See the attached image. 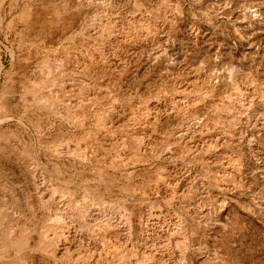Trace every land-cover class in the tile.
<instances>
[{"label":"bare ground","instance_id":"bare-ground-1","mask_svg":"<svg viewBox=\"0 0 264 264\" xmlns=\"http://www.w3.org/2000/svg\"><path fill=\"white\" fill-rule=\"evenodd\" d=\"M73 1L0 0V12L5 4L9 5L11 11L18 10L15 18L21 25L18 30L21 39L41 38L49 47V55L46 56L43 51L47 58L43 62L47 63L41 65L42 70L38 76H34V68L30 65L32 52L16 58L18 60L7 71L0 66V77L3 73L0 122L12 120L8 116L11 106L26 107L29 115L40 110L46 117H57L60 126L68 129L65 135L47 148L50 156L58 160L54 164L56 171L69 169L83 177L91 175L98 184L92 189L87 185L82 188L77 193L78 200L69 198L73 194L68 190L56 188H50L51 196L45 199L42 186L35 181V204L26 203L25 207L33 212L37 222L22 219L20 212H13L15 216L11 212V217L2 215L3 210L0 209V264H172L168 251L174 235L180 241L177 244L181 249L178 264H190L186 231L190 206H182V215H178L154 206L140 208L134 203L107 202L105 196L112 182L110 175L120 173L130 176L138 166L148 164L152 158L164 152L157 149L156 139L160 135L162 122L174 113L182 117L188 115V121L182 120L180 124V128L186 127V134L195 133L203 137L206 133H222L233 136L235 128L240 124L241 114L251 105V94L241 84L234 82L229 85V93L224 99L204 104L208 97H214L218 92L221 75L214 70L215 84L211 90L197 87V83H192V75L194 73L201 77L202 66L187 71L177 69L174 44L169 41L164 48L158 49L153 58L155 60L162 56L171 76L164 85L165 91L153 95L155 104L150 107L142 102L136 110L114 105L90 114V108L95 104L114 102L123 97L121 83L124 76L142 57L139 54L138 60L132 64L129 61L130 48L150 39L152 41L161 26L135 0L134 6L142 12V17H131L121 23V14L115 8L117 0H108L107 3L99 2L100 5L91 17L85 14L86 21L79 30L76 28L79 36L74 39L73 35L77 31L74 29L76 15L72 16L70 12L78 9ZM80 1L86 6L95 0ZM173 10L179 22L181 10L178 6H174ZM3 20L0 15V27ZM12 21L6 25L8 31L13 30ZM188 30L191 34L198 31L193 25ZM64 37L70 40V43H65L69 44L67 47L61 46ZM57 75L76 83V89L70 93V98L75 100L74 104L66 103L63 84H60V79H56ZM57 86H61L58 92ZM43 91L46 92L43 94ZM175 94L181 96L180 100L175 98ZM190 110L193 111L191 114ZM204 113L208 117L207 122L202 119ZM87 122L90 123L87 125ZM74 126L75 130L71 131L69 128ZM218 140L215 138L212 142L214 149L220 147ZM5 141L0 136V148ZM184 142L181 136L172 135L165 144L175 147L183 156L190 153V148ZM242 160L239 157L234 163V166H238L237 172H242ZM213 161L217 162L218 159ZM165 175L158 171L155 179L146 184L153 192L165 187L168 195L163 199L167 205L186 201L189 190L180 195L176 191V182H181V177L175 174L169 176L168 180ZM205 178L214 190L223 192L226 188L218 173H205ZM233 188L226 189L232 191ZM57 195L61 201L69 199L62 204L55 200ZM190 218L199 226L203 222L199 213ZM120 225L124 227L126 239L116 231ZM161 233L169 238L167 242L161 241Z\"/></svg>","mask_w":264,"mask_h":264},{"label":"rangeland","instance_id":"rangeland-1","mask_svg":"<svg viewBox=\"0 0 264 264\" xmlns=\"http://www.w3.org/2000/svg\"><path fill=\"white\" fill-rule=\"evenodd\" d=\"M78 1L81 2L73 1L78 10L74 9L70 14L76 15L74 29L79 30L83 26L81 24L86 21L85 17H91L96 12L99 2L107 3L108 0H95L86 6L84 2L80 5ZM135 1L161 27L152 41L150 39L130 48L129 61L132 64L138 60L139 54L142 57L124 76L121 83L123 97L118 101L95 104V107L90 108V114L114 105L136 110L141 107L142 102L150 107L155 104L153 95L165 91L164 85L171 76L164 58H153L158 49L164 48L169 41L174 44L173 54L177 56L179 63L177 69L187 71L202 66L201 77L194 73L192 75V83H197V87L211 90L215 84L214 70L221 75L222 82L218 92L214 97H208L204 104L224 99L229 93V85L238 82L251 94V105L243 115L241 114L240 124L235 128L233 136L222 133H206L203 137L196 136L195 133L186 134V127L180 128V124L182 120L188 121V115L183 118L174 113L162 122L160 135L156 139L157 149L164 152L158 154L157 158H152L148 164L138 166L130 176L120 173L110 175L112 182L105 199L107 202L134 203L140 208L154 206L178 215H182V206H190L189 226L186 227L190 264H264V0ZM116 5V10L121 14V23L131 17H142V12L134 6L133 0H117ZM174 6L181 10L182 17L179 22L176 21ZM17 13L18 10L11 11L8 4H5L0 12L4 18L0 27V66L7 71L11 64L18 60L16 58L32 52L30 65L34 68V76H38L43 61L47 59L44 52L46 56L49 55V47L40 40L41 38L19 37L18 30L21 25L15 18ZM11 19L13 30L8 31L6 25ZM192 25L198 30L197 33L189 32L188 27ZM78 30L73 35L74 39L79 36ZM65 43H70L67 37L62 39L61 46L69 45ZM61 76L57 75L56 79H60V84H63L65 101L74 104L75 100L70 98V93L72 89H76V83L69 82L63 76L62 80ZM2 78L3 73L0 86ZM59 90L61 86H57L56 92ZM46 91H43V94ZM174 96L180 100L179 94ZM26 112V107L11 106L8 116L12 120L0 122V136L6 139L0 148V209L3 210L2 215L11 217L15 212H20L22 219L37 222L33 212L25 207L27 204H35V181L42 186L45 199L51 196L49 189L56 188L68 190L73 194L68 197L75 200H78L77 193L82 188L87 185L92 189L98 181L91 175L83 177L69 169L56 171L54 164L58 160L50 156L47 148L65 135L68 128L60 126L57 117H46L40 110H35L30 115ZM192 112L190 110V114ZM203 118L204 122L208 121L205 113ZM88 123L90 122H87V125ZM69 129L74 131L75 126ZM172 135L181 136L183 142L186 140L184 145L190 148V153L181 156L175 147L167 146L165 141L171 139ZM215 138L219 139L220 147L217 149H214L212 143ZM239 157L243 159L242 172H237L238 166H234ZM215 158L218 159L217 162L213 161ZM24 162H27V165ZM158 171L166 174L168 180L175 174L181 177V182H176L177 195L184 192L186 194L189 190V198L183 203L177 201L175 205H167L163 199L168 195L167 189L160 187L158 192H153L147 185L155 179ZM210 172L220 174L223 185L226 188L234 187L233 190H214L205 178V173ZM183 177L186 179L182 180ZM55 197L56 201L62 200L59 195ZM69 198L60 203H65ZM197 213L203 218L200 226L190 218ZM116 228V231L124 236L123 239H126L124 227L120 225ZM160 235L161 241H168L165 233ZM178 239L177 235L171 237L168 254L172 264H178L181 255V249L177 245L180 242Z\"/></svg>","mask_w":264,"mask_h":264}]
</instances>
